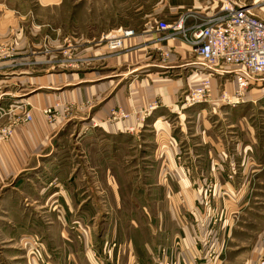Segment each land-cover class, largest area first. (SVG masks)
<instances>
[{
	"label": "crops",
	"instance_id": "1",
	"mask_svg": "<svg viewBox=\"0 0 264 264\" xmlns=\"http://www.w3.org/2000/svg\"><path fill=\"white\" fill-rule=\"evenodd\" d=\"M60 1L57 0L54 5ZM135 2L136 15H142L139 17L140 20L132 24H119L112 33L108 32L109 36H122L123 30H132V34L122 36L121 51L108 57L107 65L112 67L125 65L128 70L143 67L146 68L144 70L146 75L141 79H131L126 86L127 90H124V87L118 89L110 99L94 108L84 121V127H90V133L101 139L100 155L98 154L100 158H92L94 155L92 147H96L98 142L93 138L87 139L86 135L74 141L76 150L73 156L67 157V162L66 157L56 156L55 152L52 153L54 157H49L53 155L39 157L38 153L50 139V127L40 111L33 112L31 123L21 127L15 132L13 140L7 141L9 146L5 145V151L0 156V181L6 180L7 177L12 178L20 171L27 172L24 180L26 185L24 183L16 185L15 190H10L9 195L6 193L2 199L5 201L3 208L6 211H20L22 219L26 218V223L28 212L36 210L41 212L38 222L41 223V219H44L43 228L46 233L44 235L41 233L38 238L41 241L42 255L50 257L49 264H159L157 259L161 255L155 236L163 227L166 232L169 231L167 233L171 234L173 239L171 245H164L167 248L162 255L165 257L168 254L172 255L173 258L179 259L178 264H192L191 260L195 261L198 256L197 239L205 231L201 221L203 212L209 214L211 210L210 208L208 211L210 206L201 201L207 177L220 183L229 176L231 182L235 177L244 178L248 171L251 172L249 178L254 173L258 175L264 171V161L261 159L257 161L259 150L258 147V151L256 150L253 140L242 143L233 137L228 140L224 135L212 134L211 125L205 120V108L176 106L179 95L197 86L204 72L211 68L197 58L194 60L191 58L194 56L192 48L184 39L169 36L161 40L160 35L165 31L157 28V22L171 23L185 14L183 24L188 28L210 13L212 6L210 0H135ZM247 6L254 12L252 6ZM259 82L254 81L253 85H259ZM211 88L213 102L211 101L212 108L208 112L218 114L216 106L220 104L217 100L220 90L224 88L232 93L235 88L231 72L227 69L220 72L214 70ZM69 91H71L69 96L76 100L89 93V90H86L87 94L82 95L76 87ZM155 101L158 105L146 111V116L140 115L141 121H137L134 113L151 107ZM51 103L49 102V105ZM113 106L126 110L130 118L106 122L105 116ZM142 121L144 130L148 128L155 135L152 144L148 145L147 153L137 154L139 151L137 147H141L140 143H132V164L138 167L143 163L144 176L149 177L147 182L139 180V186L133 192L139 195L148 193L149 206L136 204V209L144 212L155 211L153 205L156 204L159 191L165 197V207L166 211L170 212V217L173 218L172 211L180 210L184 211V216L176 220L171 219L172 223L168 227L167 221L157 220L156 223V219L154 221L150 213L146 214L149 217L148 237L141 236L139 219H129L125 225L128 229H123L119 220H112V223L104 222V228L97 233V224L94 222L97 212L122 206L120 203L110 204L108 198H105L110 193L114 196L122 193L120 182L115 181L118 177L104 172L101 165L94 164L105 161L102 141L112 138L121 141L118 145L128 144L130 141L125 142L126 140L122 138L125 137L127 128H133ZM93 122L100 124L96 125ZM229 128H233L232 124ZM253 149L255 153L251 154ZM34 158L35 165L32 163ZM137 173L139 174L137 178L141 179V172L138 170ZM230 182L226 180L225 183L230 187ZM226 192L233 194L228 188ZM237 199L239 198L232 202L234 204L232 208L236 212L241 209ZM52 211H56L57 220L53 218V214L52 216L49 214ZM230 213L234 214L233 211ZM226 216L229 220V215ZM228 229L230 226L227 222L223 231L227 232ZM99 239H103L104 242L100 244ZM19 241L24 243V237ZM220 247L221 243L218 248ZM260 251L259 241L252 250L253 258L249 264H256ZM16 254H20L22 258L21 264H40L39 258H36L34 253L31 254L29 249L17 250L15 253L13 251L10 258L14 260Z\"/></svg>",
	"mask_w": 264,
	"mask_h": 264
},
{
	"label": "rangeland",
	"instance_id": "2",
	"mask_svg": "<svg viewBox=\"0 0 264 264\" xmlns=\"http://www.w3.org/2000/svg\"><path fill=\"white\" fill-rule=\"evenodd\" d=\"M234 1L252 6L254 12L264 19V0ZM55 2L57 0H0V156L5 151V145L9 146L7 141L13 140L17 130L31 123L33 112L40 111L50 127V139L38 153L39 157L53 155L52 153L55 152L56 156L66 157L65 162H67V157L73 156L76 150L74 141L86 135L87 139L93 138L98 142L96 147H92L94 154L92 158L99 159L101 139L90 133V127H84V121L94 108L110 99L118 89L124 87V90H127L126 86L131 79H141L146 75L144 71L146 68L143 67L128 70L125 65L116 67L107 65L108 57L121 51V47L117 50L108 48V40L115 37L109 34L117 25L132 24L136 20L139 21V17L142 16L136 15L135 0H61L54 5ZM220 4V0H210L212 6L209 12ZM166 34L167 32L161 34L160 39L168 38ZM191 58L196 59L193 55ZM197 60L201 61L199 58ZM257 80L261 83L253 85ZM100 86L103 88L99 89ZM250 86L244 92L242 101L236 106L217 104L218 114L208 112L212 108L213 101L209 102L211 105L203 102L184 107L205 108V120L210 123L212 134L224 135L228 140L233 137L242 143L253 140L256 150L257 147L259 150L257 159L259 162L260 159L264 161V73L254 79ZM74 87L82 95L89 90V93H86L88 96L80 97V100L69 96L71 92L69 90ZM261 88L263 89L260 91L256 90ZM185 92H182L176 101L178 108L183 106ZM49 102L52 103L49 105ZM157 103L155 101L151 107L134 113L136 120L141 121L140 115L146 116V111L155 108ZM47 108L52 110L53 121H50V116L44 112ZM121 109L117 106L111 107L105 116L106 122L129 119L130 114L124 109L122 110L128 114L126 118H110L113 110L118 112ZM93 124L99 125L100 122ZM142 124L143 121L134 125V130L127 128V133L122 138L126 140L125 142L130 141L128 144L118 145L121 141L112 138L102 141L105 161L94 164L101 165L104 172L118 177L115 181L120 182L122 193L119 196L110 193L105 198H108L110 204L120 203L122 206L97 212L94 218L97 233L104 228V222L112 223L114 220H119L123 229H128L125 225L128 224L129 219H139L141 236L148 237L149 217L146 214L150 213V217L154 221L156 219V223L157 220L167 221L168 227L172 223L171 219L176 220L184 216L182 210L172 211L173 218H171L170 212L166 211L165 197L159 191H157L156 204L153 205L155 211L144 212L136 209V204L149 206L148 193L143 195L133 193L139 186V180L147 182L149 177L144 176L143 163L138 167L132 164V143H140L141 147H137V151L139 150L137 154L147 153L148 145L152 144L155 135L148 128L144 130ZM230 124L233 128H229ZM96 133L100 134L99 131ZM253 153H255L254 149L251 151V154ZM35 162L34 158L33 165ZM138 170L141 172V179L137 178ZM26 173L20 171L12 178L7 177L6 180L0 181V264H21L20 254H16L14 260L10 258L11 253L17 250L29 249L31 254L34 253L33 255L39 258L40 264L48 263L50 259L49 256L42 255L41 241L38 238L41 233L43 235L46 233L43 228L44 219H41V223L38 222L41 212L37 210L28 212V223H26V218L22 219L20 211H6L3 208L4 195L6 193L9 195L10 190H15L16 185L23 183L26 185L24 181ZM250 173L248 171L247 175L244 174V178L235 177L231 182L229 176L220 183L207 177L201 201L210 206L208 211L210 208L211 210L209 214L203 212L201 221L205 231L197 239L198 256L195 261L191 260L192 264L252 262V250L264 231V171L257 173L258 175L254 173L249 178ZM229 174L231 176V173ZM226 180L230 182V187L225 183ZM209 187L210 193L207 191ZM16 188L18 190V186ZM226 188L232 190L233 194L227 193ZM236 198H239L237 203L241 206L237 212L232 208L234 206L232 202ZM231 211L234 214H231ZM49 214L51 216L53 214L55 220L58 219L56 211ZM226 215H229V220ZM227 222L230 229L225 232L223 227ZM167 232L163 227L155 236L161 255L158 256L157 261L159 264H178L179 259L173 258L172 255L168 254L166 257L162 255L167 248L164 245H171L173 239ZM23 237L25 241L21 243L19 240ZM103 242V239H99L100 244ZM220 243L221 247L218 248Z\"/></svg>",
	"mask_w": 264,
	"mask_h": 264
},
{
	"label": "built area",
	"instance_id": "3",
	"mask_svg": "<svg viewBox=\"0 0 264 264\" xmlns=\"http://www.w3.org/2000/svg\"><path fill=\"white\" fill-rule=\"evenodd\" d=\"M220 2L216 9L188 28L183 25L185 14L171 23L157 22V28L167 32V37L184 39L191 46L194 56L211 68L204 72L205 75L197 86L186 90L183 106L209 103L213 100L211 77L214 70L220 72L227 69L232 74L235 83L233 92L229 93L222 88L217 98L220 103L231 106L242 101L244 92L252 81L264 73V19L258 17L244 3L234 0ZM129 34H132V30H123L122 36ZM122 36L110 38L108 48H120ZM51 111L49 108L44 109L50 116V121H53ZM127 115L122 109L118 112L113 110L110 118H126ZM207 191L210 193L211 188ZM259 241L261 251L256 264H264V231Z\"/></svg>",
	"mask_w": 264,
	"mask_h": 264
}]
</instances>
